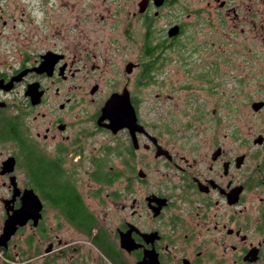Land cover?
<instances>
[{"label": "flooded vegetation", "instance_id": "af4514ba", "mask_svg": "<svg viewBox=\"0 0 264 264\" xmlns=\"http://www.w3.org/2000/svg\"><path fill=\"white\" fill-rule=\"evenodd\" d=\"M230 36L264 63V0H0V264H68L71 230L109 264H264V98L242 125L217 98Z\"/></svg>", "mask_w": 264, "mask_h": 264}, {"label": "rangeland", "instance_id": "374dc122", "mask_svg": "<svg viewBox=\"0 0 264 264\" xmlns=\"http://www.w3.org/2000/svg\"><path fill=\"white\" fill-rule=\"evenodd\" d=\"M230 41L227 45V47L224 50L218 51L217 55L215 58L211 59V62L217 63V76H216V83H217V98L219 99V96H221V93H224L225 100L232 99L236 100L235 106L238 105L240 102L241 107V113L238 114L237 116L241 120V125L244 124V122H249L250 118L249 116L251 115V105L247 106V103L250 102L251 100L257 101L260 98H264V90L259 89V79L263 75L264 76V63H258L257 62V53L260 51V49H256V47H252L249 44L250 50H244L243 47H240L241 45V40L242 37H235V36H230ZM240 41V42H238ZM197 57V56H196ZM195 57V58H196ZM194 60L200 65H204L203 62V56L202 54L198 56ZM205 59H208L207 57H204ZM204 59V60H205ZM210 60V59H209ZM196 63V64H198ZM163 76H169L172 81H178L179 79V74L177 72V68L174 66H170L168 70L163 71V73L159 76L163 79ZM244 90L247 94V96L243 98H235L241 90ZM167 89H161L159 87H155V91L159 92H164ZM168 91V90H167ZM176 98L173 100H165L163 101V105L166 108L165 109V114L163 121L168 123V124H175L176 122L173 121L175 118H183L179 116V113L177 116L174 114V110L177 108H180L183 101L180 100L179 96L176 95ZM155 101V100H153ZM206 101V100H204ZM223 100H219V102H222ZM200 103L202 101L200 100H188L187 98L185 99V106L186 109L192 108L195 104ZM206 102H215L213 101H206ZM147 105L145 104L143 107V113L144 117L147 119L148 122L152 123H157L159 121L158 117H160L157 112H151L149 114L147 112V107H150L149 103H151L150 100H146ZM177 105V106H175ZM175 106V107H174ZM210 107H212L210 105ZM174 108V109H173ZM171 110V111H170ZM185 119L187 117L185 116ZM239 121H237L238 123ZM251 123V122H250ZM249 123V124H250ZM170 128V127H169ZM171 129V128H170ZM101 140H107L105 137H101ZM112 166V165H111ZM110 166V167H111ZM74 239L72 241H78L79 243L77 245H82V248L78 250V253L83 251V253H79V256L75 255H68V264H109L106 260L102 259V257L99 255V253L91 247L89 244V241H86L85 237L77 236L75 231L71 230L68 232V237L72 236ZM71 238V237H70ZM75 246V245H74ZM94 252V254H93Z\"/></svg>", "mask_w": 264, "mask_h": 264}, {"label": "water", "instance_id": "95a60500", "mask_svg": "<svg viewBox=\"0 0 264 264\" xmlns=\"http://www.w3.org/2000/svg\"><path fill=\"white\" fill-rule=\"evenodd\" d=\"M262 106H263V104L256 103L253 105V108L255 110H257ZM104 118L108 119L110 121V124L108 127L111 130H113L114 132H117L118 130H121L124 128H128L131 131L139 129L135 111L132 108L130 101L128 99H121V102H119V100H117L116 98L110 99L106 103V105L103 109V118L102 119H104ZM139 130H141V128ZM132 133H134V132H132ZM14 217L10 220L11 222L9 221L8 227L11 226L10 225L11 223L15 224V222L16 223L18 222L17 216H14ZM123 244H124V247L127 248L126 246H128V244L125 242Z\"/></svg>", "mask_w": 264, "mask_h": 264}, {"label": "trees", "instance_id": "16d2710c", "mask_svg": "<svg viewBox=\"0 0 264 264\" xmlns=\"http://www.w3.org/2000/svg\"><path fill=\"white\" fill-rule=\"evenodd\" d=\"M68 199H69V197H68ZM73 200V199H72ZM70 201V202H69ZM68 203H70V204H72L73 203V201H71V200H68ZM72 222L74 223V224H76L75 223V219H73L72 218ZM90 223V222H89ZM88 226V225H87ZM87 226H85V227H80V228H86V230L87 231H90L91 230V227H87ZM89 234V233H88ZM108 257V256H107ZM111 261H113L114 262V260L112 259ZM73 264V263H72ZM74 264H76V263H74ZM115 264V263H114Z\"/></svg>", "mask_w": 264, "mask_h": 264}]
</instances>
